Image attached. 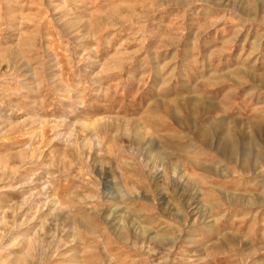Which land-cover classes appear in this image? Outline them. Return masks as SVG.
Wrapping results in <instances>:
<instances>
[{
    "label": "rangeland",
    "instance_id": "rangeland-1",
    "mask_svg": "<svg viewBox=\"0 0 264 264\" xmlns=\"http://www.w3.org/2000/svg\"><path fill=\"white\" fill-rule=\"evenodd\" d=\"M0 264H264V0H0Z\"/></svg>",
    "mask_w": 264,
    "mask_h": 264
},
{
    "label": "bare ground",
    "instance_id": "bare-ground-1",
    "mask_svg": "<svg viewBox=\"0 0 264 264\" xmlns=\"http://www.w3.org/2000/svg\"><path fill=\"white\" fill-rule=\"evenodd\" d=\"M231 136L232 135L227 134V137H231ZM222 144H224V146H225V145H228L229 143L226 144L225 142H223Z\"/></svg>",
    "mask_w": 264,
    "mask_h": 264
}]
</instances>
